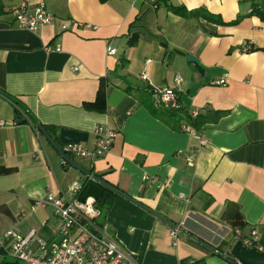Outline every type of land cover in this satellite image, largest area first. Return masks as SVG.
Instances as JSON below:
<instances>
[{
    "label": "crops",
    "instance_id": "crops-1",
    "mask_svg": "<svg viewBox=\"0 0 264 264\" xmlns=\"http://www.w3.org/2000/svg\"><path fill=\"white\" fill-rule=\"evenodd\" d=\"M43 1L58 19L32 31L8 13L24 0H2L0 235L35 229L59 241L54 207L33 203L49 193L72 199L74 182L98 174L120 191L105 189L103 222L136 264H235L209 246L234 259L225 243L237 229H256L264 252V19L251 14L261 0ZM171 6L206 8L225 23ZM177 75L182 108L206 117L195 134L186 119L159 118L147 106L152 86L174 87ZM40 125L56 128L57 142L62 128L87 132L89 148L98 126L118 135L105 155H67L65 165ZM146 174L156 180L144 182ZM6 254L0 248V264Z\"/></svg>",
    "mask_w": 264,
    "mask_h": 264
},
{
    "label": "built area",
    "instance_id": "built-area-1",
    "mask_svg": "<svg viewBox=\"0 0 264 264\" xmlns=\"http://www.w3.org/2000/svg\"><path fill=\"white\" fill-rule=\"evenodd\" d=\"M14 21L22 28L38 31L45 25L55 22L57 16L48 9L43 0H24L16 7L8 9ZM63 29L68 30L69 24L63 23ZM60 47H58L59 49ZM116 49L109 47L108 54H116ZM143 80H149L146 73L141 74ZM174 87L152 86V93L155 104L164 107L176 108L180 105V92L182 77L177 75ZM150 81V80H149ZM222 79L218 83L225 84ZM199 111L195 110L194 115ZM3 124V123H2ZM195 134L196 131L186 128ZM97 140L94 147L89 148L79 143H67L63 146V163L68 164L67 155H74L82 159L94 160L105 155L112 148L117 130L98 126L96 128ZM207 139L202 136V143L206 144ZM192 163L193 160L189 159ZM89 181H94V175H89ZM152 180L150 175H144L143 181ZM164 183L158 182V187ZM84 189V185L76 181L71 186V191L76 195L74 198L67 196H55L49 193L45 197L33 203L32 209L41 205H52L57 215V229L60 240L48 241L39 236L38 231L33 229L28 234H23L17 228H11L3 235H0V248L16 259L17 264H136L133 255L120 243L116 235L109 229L107 222L98 223L102 212L93 197H88L85 201L80 199L79 193ZM89 198L93 203L89 206ZM89 207L91 211H89ZM183 233V223L174 224L171 228V235L177 238ZM258 232L253 230L250 236L244 235L240 229L236 230L235 240L241 241L247 248H255L257 244ZM258 250L259 247L255 248ZM21 262V263H20Z\"/></svg>",
    "mask_w": 264,
    "mask_h": 264
},
{
    "label": "water",
    "instance_id": "water-1",
    "mask_svg": "<svg viewBox=\"0 0 264 264\" xmlns=\"http://www.w3.org/2000/svg\"><path fill=\"white\" fill-rule=\"evenodd\" d=\"M189 61L198 62L197 57L188 55ZM23 115L18 114V122H23ZM41 130L45 133L48 139L56 146V148L66 156L59 145V142L63 144L67 143H79L81 141H85L88 139V133L84 131H80L72 128H62L58 134L57 142L46 130L40 125ZM85 190L80 199L85 201L88 197H93L96 201L101 202L102 204L106 203L104 199L105 189H110L114 192L120 193L118 189H116L113 185L106 182L104 179L94 176V181L90 183H84ZM194 237V236H193ZM196 238V237H195ZM213 251L223 255L225 258L230 260L235 264H264V252L262 250H258L255 248H247L242 245L241 241H236L231 247V254L235 257L234 259L230 256L223 254L212 246H209ZM6 264V263H3ZM195 264H207L205 260L199 261Z\"/></svg>",
    "mask_w": 264,
    "mask_h": 264
},
{
    "label": "trees",
    "instance_id": "trees-1",
    "mask_svg": "<svg viewBox=\"0 0 264 264\" xmlns=\"http://www.w3.org/2000/svg\"><path fill=\"white\" fill-rule=\"evenodd\" d=\"M103 2L107 1V0H101ZM174 12L180 14V15H187V16H197V17H203L204 19L210 21V22H217V23H225L222 19L215 17L213 13H211L210 11H208L206 8H199V9H194V10H188L185 6H171L170 7ZM5 14V8L3 5L2 0H0V15ZM251 14H256L261 16L264 19V0H261L260 2H254L253 3V9ZM243 19V16L240 15L238 16L236 19H234L231 23L232 24H237L239 23L241 20ZM137 36L136 37H132L130 39V44H135L137 41ZM246 51H255L256 49L253 48H249V49H245ZM264 50V49H263ZM123 64V63H122ZM147 90V89H146ZM152 94V93H151ZM14 98V97H13ZM14 100L21 104V102L14 98ZM153 103H147V106L149 107L150 111L156 115V117H164V115H170V116H180L181 118H184L188 121V123H190V127L200 130L203 126V124L205 123L206 117L203 116L202 114H200L198 112V114L194 115V111L192 112H188L185 109L182 108V104L180 101V105L176 108H170V107H164V106H159L157 104H155V102L152 100ZM46 131L52 135L54 131H56V128H53L52 126H46L44 125ZM94 176L100 177V175L96 174ZM98 207L102 210V215L101 217L97 220L98 223L102 224L103 220H104V214L105 211H107V209L109 208L108 205L106 204H102L101 202H97ZM234 242H236L235 238L231 239L230 241H226L225 244H227L229 247L232 246V244H234ZM255 248H257L258 246L255 244L254 245ZM216 249L220 250V251H224L222 249V246L219 245L216 247ZM231 254V253H229ZM6 264H17V262H13V263H8V262H3ZM1 263V264H3Z\"/></svg>",
    "mask_w": 264,
    "mask_h": 264
},
{
    "label": "rangeland",
    "instance_id": "rangeland-1",
    "mask_svg": "<svg viewBox=\"0 0 264 264\" xmlns=\"http://www.w3.org/2000/svg\"><path fill=\"white\" fill-rule=\"evenodd\" d=\"M5 261L8 262V263H13V262H16V259L13 258L11 255L9 254H6V257H4ZM21 263V262H20ZM22 264V263H21Z\"/></svg>",
    "mask_w": 264,
    "mask_h": 264
},
{
    "label": "clouds",
    "instance_id": "clouds-1",
    "mask_svg": "<svg viewBox=\"0 0 264 264\" xmlns=\"http://www.w3.org/2000/svg\"><path fill=\"white\" fill-rule=\"evenodd\" d=\"M93 203V200L91 198H89L88 204L89 206ZM89 211H91V208L89 207Z\"/></svg>",
    "mask_w": 264,
    "mask_h": 264
}]
</instances>
